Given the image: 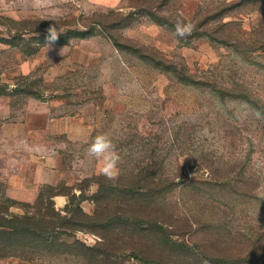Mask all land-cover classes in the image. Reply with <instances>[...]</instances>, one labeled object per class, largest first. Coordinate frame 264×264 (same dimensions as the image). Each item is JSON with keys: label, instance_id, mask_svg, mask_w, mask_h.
<instances>
[{"label": "rangeland", "instance_id": "obj_1", "mask_svg": "<svg viewBox=\"0 0 264 264\" xmlns=\"http://www.w3.org/2000/svg\"><path fill=\"white\" fill-rule=\"evenodd\" d=\"M0 264H264V0H0Z\"/></svg>", "mask_w": 264, "mask_h": 264}, {"label": "clouds", "instance_id": "obj_2", "mask_svg": "<svg viewBox=\"0 0 264 264\" xmlns=\"http://www.w3.org/2000/svg\"><path fill=\"white\" fill-rule=\"evenodd\" d=\"M51 6V0H31V7L37 10L46 9ZM194 25L191 22L177 20L174 25V35L184 38L191 35ZM47 31V46L56 42L60 36L56 24H51ZM62 52V51H61ZM61 54V53H60ZM87 155L99 161L100 173L108 180L115 181L120 175L119 162L121 157L113 144L112 139L107 134H98L87 148Z\"/></svg>", "mask_w": 264, "mask_h": 264}, {"label": "trees", "instance_id": "obj_3", "mask_svg": "<svg viewBox=\"0 0 264 264\" xmlns=\"http://www.w3.org/2000/svg\"><path fill=\"white\" fill-rule=\"evenodd\" d=\"M152 182L154 183L155 181V178H152ZM170 186V181L169 179H165V185H164V188L167 189L169 188ZM160 190H164V189H160ZM153 191V190H152ZM153 202V200L151 201ZM151 202H149L148 204L151 205ZM36 232H34V235H36L37 233L38 236H40L41 238L39 239L41 241V243H39L38 245L35 246H31V248L35 249V250H38V249H41V250H46L48 252H52L54 249H56V243L54 241V239L52 238H49V232L50 234L53 233L55 230L52 231V229H44V228H39L37 227L36 229ZM168 243L170 244V247L172 248H176V244L175 242L171 241L168 237ZM172 243V244H171ZM61 244V243H60ZM134 257L140 259L141 261L143 262H147L146 259L142 258V257H139L138 255L134 254Z\"/></svg>", "mask_w": 264, "mask_h": 264}]
</instances>
